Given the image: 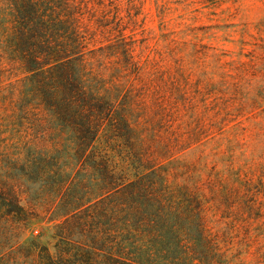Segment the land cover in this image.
<instances>
[{"label": "rangeland", "instance_id": "1", "mask_svg": "<svg viewBox=\"0 0 264 264\" xmlns=\"http://www.w3.org/2000/svg\"><path fill=\"white\" fill-rule=\"evenodd\" d=\"M117 4L83 19L79 69L130 139L87 142L40 100L0 0V264H264V0Z\"/></svg>", "mask_w": 264, "mask_h": 264}, {"label": "trees", "instance_id": "2", "mask_svg": "<svg viewBox=\"0 0 264 264\" xmlns=\"http://www.w3.org/2000/svg\"><path fill=\"white\" fill-rule=\"evenodd\" d=\"M4 1L13 18L15 50L23 58L24 72L44 105L62 122L80 125L78 133L87 142L106 125H112L113 133L128 141L131 129L123 104L116 105L94 92L79 69L85 51L96 42L95 32H88L83 19L120 17L118 0ZM126 52L124 60L132 64L129 48ZM6 200L0 193V207L7 205Z\"/></svg>", "mask_w": 264, "mask_h": 264}]
</instances>
